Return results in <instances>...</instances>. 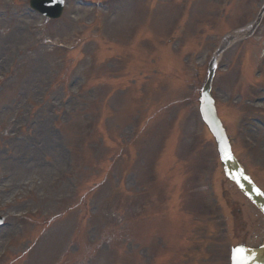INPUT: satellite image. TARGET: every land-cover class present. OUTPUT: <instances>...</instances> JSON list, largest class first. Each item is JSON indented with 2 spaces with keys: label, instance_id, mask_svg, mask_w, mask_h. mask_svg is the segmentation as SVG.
<instances>
[{
  "label": "rangeland",
  "instance_id": "1",
  "mask_svg": "<svg viewBox=\"0 0 264 264\" xmlns=\"http://www.w3.org/2000/svg\"><path fill=\"white\" fill-rule=\"evenodd\" d=\"M64 1L59 19L43 21L27 11L29 0H0V35L3 20L12 16L31 24L36 39L39 38L37 42L35 37L25 39L15 57L11 55L15 49L9 53L4 44L0 49V57H7L0 69L6 70L9 64L12 67L10 76L0 81V125L6 124L4 116L9 121L13 105L21 102L24 94L30 95L34 109L22 141L12 138L14 122L8 130L4 124L0 127L1 153H5V148L15 152L14 169L30 166L23 178H17L20 183L13 186L9 178L0 175V214L6 216L5 225L8 223L0 227V254L6 234L13 228V219L23 210L39 209L24 218L22 233L5 255H0V264H224L228 246L239 241L256 244L264 238L263 217L225 179L215 156V145L193 115L205 65L212 53V37L218 31L214 32L218 28L230 32L245 24L256 15L263 0H233L224 12L227 19L216 26L209 22L216 8L215 0H85L82 6L76 0ZM90 2L100 5H85ZM184 2L189 7L187 20L190 10L192 17L202 14L203 18L207 14L209 18L206 24L199 23V41H184L180 37L189 25L180 31L174 28L164 36L170 21L174 19L177 24L182 13L174 3L182 6L179 3ZM144 18H151L150 30L145 28L140 36L147 49L139 48L136 36L137 24ZM17 29L24 35L22 26ZM255 37L249 40L250 44L246 41V47L239 41L233 43L219 57L214 94L222 114L244 111L252 120L255 116L263 118L258 106L264 103L251 105L250 100L260 96L255 93V85L264 86V75L257 80L250 77L251 83L247 82L244 88L235 87L238 72L251 67H245V59L252 64L255 59L246 51L255 49V42L260 49L264 48V18ZM260 41L263 43L259 44ZM174 43L179 49L172 48ZM71 45L76 48L71 49ZM242 45L243 53L236 59ZM153 46L156 52L149 51ZM38 48L46 52L42 57L43 77L29 93L30 76L26 69L35 62L29 64L27 59L32 53L39 56ZM189 56L192 60L187 76L184 58ZM153 57L160 66L153 65ZM35 67H31L32 71ZM164 72L171 76L169 82L163 79ZM83 80L82 93L77 91L76 95V83ZM252 85L254 89H249ZM228 95L235 100L230 111L226 105ZM95 111L99 127L93 121L95 129L91 130L85 123H92L90 115ZM40 116L44 125L32 145L28 136L42 125ZM227 121L232 132V117ZM255 126L263 130L254 120L245 132L254 149L250 150L243 137L238 136L234 148L246 170L264 188V142L257 141L255 146V136L261 140L263 133L256 135L259 129ZM169 134L173 143L174 139L177 141L174 154L179 163L171 173H167L171 164L162 168L157 163L159 146ZM7 136L16 144L31 143L33 153L28 151L31 146L24 153L12 144L6 146ZM155 137H159L156 149ZM148 156L150 162L144 165L141 160ZM62 169L61 182L51 184V178ZM10 171L12 168L4 172ZM197 173L204 197L196 201ZM208 184L218 197L216 215L218 220L225 218V228L215 224V217H210L212 222L205 225L200 219L202 206L209 200ZM124 185L136 195H128ZM17 194L18 199L5 208L3 202H11ZM61 197L64 199L59 201ZM130 200L144 205H130ZM230 210L234 215L241 210L244 231L239 230L240 222L233 224ZM156 235L162 236L158 238L162 239L163 248ZM61 241L63 248H57V257L49 260V243Z\"/></svg>",
  "mask_w": 264,
  "mask_h": 264
},
{
  "label": "bare ground",
  "instance_id": "2",
  "mask_svg": "<svg viewBox=\"0 0 264 264\" xmlns=\"http://www.w3.org/2000/svg\"><path fill=\"white\" fill-rule=\"evenodd\" d=\"M3 24H4V26H2L3 31H2V34L0 35V41L2 42V43H0V49L3 48V44H4V49L7 48L9 53L15 49L13 54H11L12 57H15L16 55H18V53H17L18 51L16 49L19 46L23 47V45L25 43V39L33 38L36 36L34 34L35 30L33 29V27H31V24L25 23V21L22 19L16 20L12 16L11 17L6 16L5 19L3 20ZM18 25L22 26L23 29H25L24 35L19 34L20 31H19V29H17ZM23 29H21V30H23ZM35 40L37 42L38 38L36 39V37H35ZM37 52L39 53V56H37V53H32L28 56V59H27L29 64L32 63L33 61L35 62L34 65L28 66L26 69L27 76L28 77L30 76V78H31V81H30V78H28L30 86H31L28 89L29 93H32L34 90V87L32 85L39 84V82L41 81V79L43 77L42 72H41L44 69L43 63H42V57L45 55L46 52L42 48L41 49L38 48ZM32 66H36L33 71L31 69ZM26 86L27 85H23V87H26ZM13 107H16V105L15 106L13 105ZM41 117H43V116H40V118L38 120L41 121V123L43 122L42 125L38 126V128L35 130L36 131L35 133L28 136V140L32 141V145L35 143L34 141L37 139L38 134H40V131L42 130L43 125H44V119L41 120ZM4 118L6 120V122H5L6 124H4V123L3 124L6 127V130H8L9 125L11 124V121H12L11 120L12 115L10 114L9 121H7L6 116H4ZM3 124H1L0 127H3ZM3 135H4V133H3ZM7 138L8 139H6V146H8L9 144H12L13 146H17L18 148L22 149L23 151H27L31 146V149L28 151L33 153V148H32L31 143L27 144L28 146L24 145V144H16V143H14V141H12L9 138V136H7ZM12 138L14 139L15 136L12 135ZM25 140H26V138H25ZM15 155H16L15 152H13L11 149H9L7 152V155L0 156V175L5 176L6 179L9 178L10 182H11V186H13V184H15V183H20V181H18L17 178H19L20 175H22L21 177L23 178V175H24L23 173H26L30 167L29 165H27V166L21 165V166H19L18 169H14L13 164L16 162V159L14 158ZM9 168H12V171H10V173L4 172L6 170H9ZM228 168H229V173H230L232 178H235V174L233 173V171L234 172L238 171V173L241 174V171L239 169H236L235 166H233L232 164H230V167H228ZM2 172H4V173H2ZM58 238L61 239L60 237H58ZM48 248H49L50 253H51L49 260L55 259L58 255L57 248L58 249L63 248V241H61V243H59V244L54 243V242H50Z\"/></svg>",
  "mask_w": 264,
  "mask_h": 264
},
{
  "label": "water",
  "instance_id": "3",
  "mask_svg": "<svg viewBox=\"0 0 264 264\" xmlns=\"http://www.w3.org/2000/svg\"><path fill=\"white\" fill-rule=\"evenodd\" d=\"M248 190H249V189H248ZM261 202H263V201L261 200ZM242 264H252V263L245 261V262H243Z\"/></svg>",
  "mask_w": 264,
  "mask_h": 264
}]
</instances>
